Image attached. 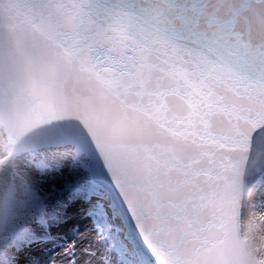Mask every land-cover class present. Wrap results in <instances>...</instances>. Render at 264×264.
I'll return each instance as SVG.
<instances>
[{
	"label": "water",
	"instance_id": "obj_1",
	"mask_svg": "<svg viewBox=\"0 0 264 264\" xmlns=\"http://www.w3.org/2000/svg\"><path fill=\"white\" fill-rule=\"evenodd\" d=\"M0 124L24 149L83 146L159 264H256L264 0H0ZM12 178L1 159L0 234Z\"/></svg>",
	"mask_w": 264,
	"mask_h": 264
},
{
	"label": "rangeland",
	"instance_id": "obj_2",
	"mask_svg": "<svg viewBox=\"0 0 264 264\" xmlns=\"http://www.w3.org/2000/svg\"><path fill=\"white\" fill-rule=\"evenodd\" d=\"M3 140L4 137L0 130V158L7 156L15 160L14 179L4 201L6 212L19 209L23 211L16 215V219L12 221L11 225L3 227L0 236V262L7 258L11 261L19 248L29 244L26 237L32 232V227L54 224L67 207L79 204L81 199H91V196L95 194L98 198L86 205L85 210L81 212V218L77 219L78 223L74 221V216L67 217L69 219L66 218L64 221L67 222L66 228H69L70 224H74V235L68 236L65 241L59 239L57 244L61 242L65 244L69 240H74L68 251L74 252V255L79 252V256L71 259L68 264L138 263V260H135L136 256L134 255L135 258L132 256L134 252L129 250L130 245L122 237L117 219L111 216L108 211L102 195L98 191L88 188L89 183L80 171L85 167V160L82 159L80 152L75 155L71 164L67 166L68 169L64 171L60 167L61 165L56 162L59 159L62 162L71 160L70 155L66 156V152L63 150L46 152L48 158H45V151L37 152L34 155L18 154ZM80 163L82 165H79ZM29 169H36L38 173L30 176L27 174ZM76 180L79 182L76 183ZM80 184H83V188ZM76 185L77 188H74ZM68 191L71 193L65 197L61 204L56 205L54 200ZM253 199L252 196L248 206L244 207L242 230L249 251L259 264H264V191L262 195H257L259 200L255 198L254 205L252 204ZM16 228H19L17 231H22L17 239H15ZM30 238L32 239V237ZM18 240H22L19 246ZM62 246L64 245L47 247L41 250V256L52 253V250L54 252L61 250ZM36 259L37 257L27 258V264L33 263Z\"/></svg>",
	"mask_w": 264,
	"mask_h": 264
},
{
	"label": "bare ground",
	"instance_id": "obj_3",
	"mask_svg": "<svg viewBox=\"0 0 264 264\" xmlns=\"http://www.w3.org/2000/svg\"><path fill=\"white\" fill-rule=\"evenodd\" d=\"M1 132H2V135L5 139V132H4V129L1 128L0 129ZM4 141V140H3ZM16 149V148H15ZM72 149V146L71 145H59L58 147H49V148H45V152H49V151H60V150H63L64 152H66V156L69 155L68 152H70ZM17 150V149H16ZM44 150H41V151H44ZM81 156L83 159H85L84 161V164H85V167L80 169L81 171V174L87 179V181H90L91 178H92V174H91V171H90V168H89V158L87 156V154H85V152L81 153ZM15 162V160H14ZM56 162L58 164H60L62 170L66 171L68 169L67 166H69V164H71V160L69 161H65L62 162L61 160H56ZM80 165H82L80 163ZM38 171L36 169H29L27 174H29L30 176H33L34 174H37ZM79 180H76V183H78ZM80 186H82V184H80ZM74 188H77V185L74 187ZM100 192L103 194V198L106 200V205L110 206L111 207V211L110 213L115 216L117 218V225L121 227L122 231V235L124 233V237H127V238H130V235L128 233V227L127 226H121L120 222H119V219H118V216H117V213H118V209L116 208V206L114 205V203L112 202V200L110 199V197L108 196V194L106 193V191L104 189H101ZM71 191H68V192H65V193H62L58 199H55L54 202L55 204H61L64 200H65V197L70 194ZM259 195H262V193L260 192ZM257 199V198H256ZM249 200H251V197L249 198ZM249 200H245L244 203H243V207H242V210H244V207L245 206H248V203H249ZM259 200V199H257ZM252 204L254 205V203L256 202L255 201V198L252 200ZM251 204V203H250ZM77 205V204H75ZM76 206H70V207H67L65 209V211L60 215L59 219H57V223H55V225H51V227L47 230H45V226L44 225V228L43 230H45V233L43 235H46L47 233H51V229L56 226L57 228H59V222H61L65 216L67 217L68 215H70L71 213H76V209H75ZM85 209H83L84 211ZM21 211H23L22 209H19V210H8L5 214V217H4V220H3V224L4 226H7V225H11L12 224V221H14L16 219V215L18 213H20ZM244 211L242 212V217L244 216ZM78 223V222H77ZM75 230V226L74 224H72L71 227L67 228L66 230H64L63 234H58V237H61V238H64L66 240V238L68 236L72 237L74 234ZM44 232V231H42ZM53 232V230H52ZM242 233H243V230H242ZM19 236H16L15 239H17ZM33 238V236H30ZM29 237V240H31V238ZM244 237V235H243ZM245 238V237H244ZM13 240V238H12ZM64 240V241H65ZM48 242L44 241V242H41V246H44L46 245ZM74 243V240H69L67 243L65 242V244L63 243L62 245V249L61 250H58V251H55L52 250V253H54L52 256H50L52 253H46L43 255V257L41 256V258L36 262V264H68L69 261L71 259H75L79 256V252H77L76 255H74L75 253L72 252V251H68L69 247ZM12 245V243H11ZM21 245V241L18 242V246ZM247 246V244H246ZM248 248V246H247ZM249 249V248H248ZM35 249L31 246H28V247H23V248H19L15 254V257L10 261L9 258L5 259L4 261L0 262V264H26L25 262V258H33L35 256ZM74 255V256H73ZM23 257V259H21ZM10 261V262H9Z\"/></svg>",
	"mask_w": 264,
	"mask_h": 264
}]
</instances>
